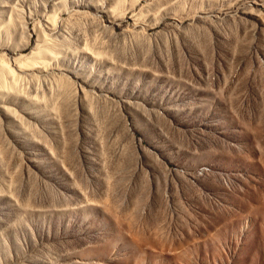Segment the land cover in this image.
Wrapping results in <instances>:
<instances>
[{
    "label": "rangeland",
    "instance_id": "obj_1",
    "mask_svg": "<svg viewBox=\"0 0 264 264\" xmlns=\"http://www.w3.org/2000/svg\"><path fill=\"white\" fill-rule=\"evenodd\" d=\"M0 264H264V0H0Z\"/></svg>",
    "mask_w": 264,
    "mask_h": 264
}]
</instances>
